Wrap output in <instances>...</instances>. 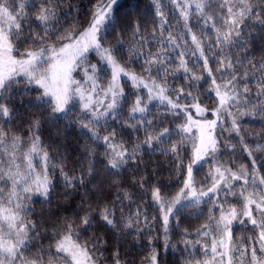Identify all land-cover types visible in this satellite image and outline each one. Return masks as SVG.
<instances>
[{"label": "snow or ice", "instance_id": "1", "mask_svg": "<svg viewBox=\"0 0 264 264\" xmlns=\"http://www.w3.org/2000/svg\"><path fill=\"white\" fill-rule=\"evenodd\" d=\"M0 264H264V0H0Z\"/></svg>", "mask_w": 264, "mask_h": 264}]
</instances>
